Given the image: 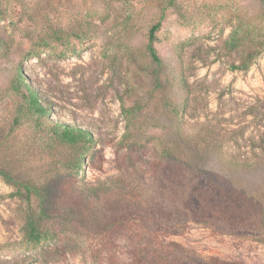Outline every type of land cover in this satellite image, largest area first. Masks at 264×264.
I'll use <instances>...</instances> for the list:
<instances>
[{
	"label": "rangeland",
	"instance_id": "obj_1",
	"mask_svg": "<svg viewBox=\"0 0 264 264\" xmlns=\"http://www.w3.org/2000/svg\"><path fill=\"white\" fill-rule=\"evenodd\" d=\"M0 169V264H264V0H0Z\"/></svg>",
	"mask_w": 264,
	"mask_h": 264
},
{
	"label": "trees",
	"instance_id": "obj_2",
	"mask_svg": "<svg viewBox=\"0 0 264 264\" xmlns=\"http://www.w3.org/2000/svg\"><path fill=\"white\" fill-rule=\"evenodd\" d=\"M173 5V2H172ZM160 28V23L154 25L149 33V44H148V51L153 59L154 62H156L159 65H162V60L160 56L157 53L156 48L154 47V42L156 40L155 33ZM235 40V39H234ZM255 56V53H249L247 57H245L242 64L237 65L235 68L238 70H246L249 67V64L252 60V58ZM30 98L33 101V103L36 105V108L42 113L46 114L47 110L43 108L39 103H37L36 98L34 97V93L30 94ZM63 138L67 140L68 142L72 143H78L80 140H84L85 132L82 130H74L73 128L64 126L63 127ZM178 138L180 145L176 142L172 148L169 150H166L163 152V160L162 162L157 163L158 171L162 172L163 163L168 162L170 163L171 169L173 170V177L171 179V182L176 186V188H181V190H184V187L182 186L183 183V177L190 172H196L194 169V165L190 164L185 161H182V159H186L188 156V145L191 141V137L183 133L181 130L178 132ZM191 148V147H189ZM218 156L220 160V167L225 172L229 173H237V172H250L253 171V169L259 164V163H239L235 161H229L227 160L224 155L218 151ZM187 161V159H186ZM0 174L9 182L16 185H21L26 190V197L28 200L31 201V197L34 195L38 199H40L42 204H45L47 202V195H46V189L43 187H37L30 184L25 183H19L12 175H10L7 171L0 169ZM180 177V178H177ZM186 203L185 205H187ZM264 208V206H262ZM50 215L45 211L44 208L41 209L40 216H36L34 213H31L27 217L26 225H25V236L26 238L34 243V244H42L43 242L50 240L54 238L55 235L50 234L48 231V228L46 225H44L41 221L44 219H49ZM264 218V215H263Z\"/></svg>",
	"mask_w": 264,
	"mask_h": 264
}]
</instances>
